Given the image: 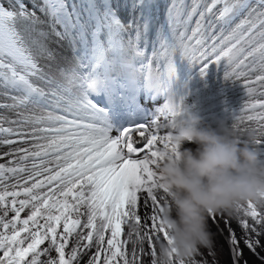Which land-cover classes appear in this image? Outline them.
I'll use <instances>...</instances> for the list:
<instances>
[{
	"label": "snow or ice",
	"instance_id": "obj_1",
	"mask_svg": "<svg viewBox=\"0 0 264 264\" xmlns=\"http://www.w3.org/2000/svg\"><path fill=\"white\" fill-rule=\"evenodd\" d=\"M29 2H0V264H159L156 242L169 241L161 130L191 114L177 57L241 85L226 119L264 158V0H170L163 23L160 0ZM49 36L68 43L72 63L57 62ZM141 95L162 103L141 108ZM136 112L150 124L134 123ZM207 220L229 264H264V203ZM170 264L220 262L213 241Z\"/></svg>",
	"mask_w": 264,
	"mask_h": 264
},
{
	"label": "clouds",
	"instance_id": "obj_2",
	"mask_svg": "<svg viewBox=\"0 0 264 264\" xmlns=\"http://www.w3.org/2000/svg\"><path fill=\"white\" fill-rule=\"evenodd\" d=\"M164 136L168 147L157 151V184L167 199L159 212L169 241H157L159 264H170V256L187 257L197 248L213 243L208 212L231 213L236 205L264 203V158L223 120L216 127L188 115ZM185 143L195 148L181 147Z\"/></svg>",
	"mask_w": 264,
	"mask_h": 264
},
{
	"label": "bare ground",
	"instance_id": "obj_3",
	"mask_svg": "<svg viewBox=\"0 0 264 264\" xmlns=\"http://www.w3.org/2000/svg\"><path fill=\"white\" fill-rule=\"evenodd\" d=\"M42 27L47 31V24L42 25ZM52 40L56 41L55 37L49 36L48 42L54 45L49 46L55 50L57 60H64V55L62 54L64 51ZM192 82L194 84L193 88L197 89L195 90V94L192 95L190 94V86H188L189 95L185 99V105L188 107L189 112L192 115L198 116L204 124L212 127H216V123L220 120H223L227 126H230L231 120L226 119V116L228 115V110H236L240 106L242 100L241 85L233 81H225L221 84L223 85L221 92L218 91L217 94H215L213 93V87L209 85L208 77L202 79L200 75H197ZM156 103L157 101H155V104ZM113 111L118 114L120 119L129 114V109H125L122 103H118ZM144 116L145 114L142 113L139 118L140 122H144ZM151 119L152 117L148 119L149 124ZM165 134L166 133L162 129L161 135ZM181 147L195 148V145L185 143ZM0 149H2L0 150V153L4 152V150L7 151V147ZM7 159L8 157H5L4 160H0V162H5ZM23 215L24 214L22 213V216ZM222 226L223 225H221V227ZM213 233L214 248L220 264H229L230 257L228 254V246L224 237L219 233H216L215 229H213ZM237 234L239 235V230H237ZM53 255H55V253H53ZM249 258L253 260V264H256L254 258Z\"/></svg>",
	"mask_w": 264,
	"mask_h": 264
}]
</instances>
